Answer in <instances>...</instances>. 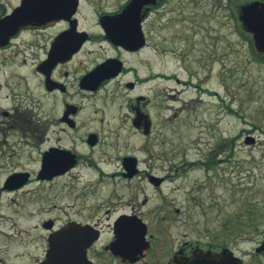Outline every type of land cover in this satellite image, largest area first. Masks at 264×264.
Wrapping results in <instances>:
<instances>
[{
  "label": "flooded vegetation",
  "instance_id": "flooded-vegetation-1",
  "mask_svg": "<svg viewBox=\"0 0 264 264\" xmlns=\"http://www.w3.org/2000/svg\"><path fill=\"white\" fill-rule=\"evenodd\" d=\"M223 1L219 7L224 6L232 25L241 29L243 10L264 2ZM168 2L151 0L139 9L134 0H0V29L26 3L39 14L37 22L0 39V220L17 219L22 208L19 198L35 192L33 184L49 186L67 179L66 185H71L83 180V171L99 176L100 184L113 180L104 168L110 161L99 151L105 141L103 127L109 122L116 143L125 139L122 119L132 131L150 136L148 94L140 90L148 84L159 87L161 80L184 84L156 69L157 63L161 67L163 48L150 35V21ZM84 7L90 8L89 24ZM114 91L128 109L127 118L101 115L114 102L107 101ZM152 91L155 96L157 91ZM113 110L121 112L122 105ZM138 163L132 154L122 155L119 174L132 179L141 172ZM145 176L154 189L166 180ZM85 182L84 187L92 186L91 179ZM145 205L143 200L140 207ZM97 206L80 204L71 216L43 220L39 227L44 233H0V264H44L51 256L50 237L70 224L88 227L71 233H98L86 249L88 264H264V228L259 233L252 207L229 222L220 219L215 226L206 220L199 226L186 211L174 207L169 214L182 229L175 233L151 231L143 218L147 212L132 208V213L115 216L109 233H103ZM121 224L124 229L118 230Z\"/></svg>",
  "mask_w": 264,
  "mask_h": 264
},
{
  "label": "rangeland",
  "instance_id": "rangeland-1",
  "mask_svg": "<svg viewBox=\"0 0 264 264\" xmlns=\"http://www.w3.org/2000/svg\"><path fill=\"white\" fill-rule=\"evenodd\" d=\"M224 3L169 0L162 12L151 17L150 35L161 41L163 48L161 67L156 60V69L184 84L176 85L175 79L161 80L156 84L159 87L148 84L147 89L140 90L149 99L146 110L153 122L149 137L132 131L127 119H122L120 125L126 133L120 144L116 143L111 122L103 127L105 141L99 149L100 157L110 161L104 168L113 180L100 184L99 176L83 171V180L71 185H66L67 179L49 186L33 184L30 187L35 192L19 198L22 208L17 219L0 220V233H44L39 227L43 220L71 216L80 204L98 205L96 219L103 233H109L115 216L132 213L133 209L147 212L144 222L153 232L182 231L169 214L174 207L186 211L199 226L205 220L213 226L221 224L220 219L229 222L252 207L261 233L264 57L258 55L251 35L232 25L224 6L219 7ZM82 12L89 24L90 8L84 7ZM153 89L157 91L155 96ZM118 98L115 91L107 98L108 103L114 102L102 117L127 118L128 109ZM118 104L122 111L115 113L113 108ZM97 105L103 107V103ZM124 154L135 156L141 169L130 180L119 174ZM142 171L166 180L154 189ZM86 179H91L92 186L84 187ZM143 200L146 205L140 207ZM107 209L111 211L108 215ZM39 245L36 241L37 249Z\"/></svg>",
  "mask_w": 264,
  "mask_h": 264
},
{
  "label": "water",
  "instance_id": "water-1",
  "mask_svg": "<svg viewBox=\"0 0 264 264\" xmlns=\"http://www.w3.org/2000/svg\"><path fill=\"white\" fill-rule=\"evenodd\" d=\"M148 2H151V0H134V4L139 9ZM28 6L30 4L26 3L24 8L17 10L2 22L3 28L0 31L2 30L3 34H0V39L2 36L8 38L22 26L37 22L39 14L31 11ZM241 21L245 31L252 35L253 45L257 53L264 54V3L249 4L243 10ZM86 229L88 227L70 224L58 233H54L49 239L52 248L51 256L47 258L45 263L81 262L82 264H88L85 258L86 249L96 240L98 233H71L73 230ZM117 229L123 230V225H119Z\"/></svg>",
  "mask_w": 264,
  "mask_h": 264
},
{
  "label": "trees",
  "instance_id": "trees-1",
  "mask_svg": "<svg viewBox=\"0 0 264 264\" xmlns=\"http://www.w3.org/2000/svg\"><path fill=\"white\" fill-rule=\"evenodd\" d=\"M259 55V54H258ZM261 56V55H260ZM264 57V56H263ZM259 58H261V57H259Z\"/></svg>",
  "mask_w": 264,
  "mask_h": 264
}]
</instances>
